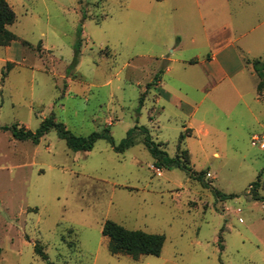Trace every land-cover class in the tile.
Returning <instances> with one entry per match:
<instances>
[{
  "label": "rangeland",
  "instance_id": "rangeland-1",
  "mask_svg": "<svg viewBox=\"0 0 264 264\" xmlns=\"http://www.w3.org/2000/svg\"><path fill=\"white\" fill-rule=\"evenodd\" d=\"M7 2L0 127L135 136L75 153L0 130V264H264V0ZM182 134L187 170L159 176L149 145L175 158ZM107 221L164 235L161 255H112Z\"/></svg>",
  "mask_w": 264,
  "mask_h": 264
},
{
  "label": "trees",
  "instance_id": "trees-1",
  "mask_svg": "<svg viewBox=\"0 0 264 264\" xmlns=\"http://www.w3.org/2000/svg\"><path fill=\"white\" fill-rule=\"evenodd\" d=\"M15 21L16 14L7 0H0V47H9L17 40V36L8 29V26L14 24ZM81 46L82 44L80 41L76 49L75 63L78 62ZM12 66V63L7 64V72L12 69ZM253 67L261 80L258 92L262 94V92H264V63L261 60H255L253 62ZM143 101L144 98L142 97L141 105L143 104ZM0 130L4 132L11 131L15 139L20 141H32L34 144H39L43 137L48 135L51 131L56 130L59 137L66 141L68 149L75 153L92 151L95 144L101 139H106L113 144L115 151L124 152L133 145L135 136V130H131L128 133L127 139L119 146H115L109 129H105L101 133L95 132L88 137L75 136L66 129V126L63 123L57 122L53 116L45 119L36 132L27 130L19 125L0 127ZM185 139V134H182L180 136V144L178 147L179 152L175 158L168 157L166 153L161 152L157 147L149 145L152 153L158 159V162L154 166L160 170H162V167L174 166L187 170V165L190 163V159L188 152L183 151L182 149V144ZM102 234L104 237L108 238V250L112 255L129 256L136 261H139L145 256L159 257L166 241L164 235L149 234L139 230H129L113 221H107L104 224ZM35 251L44 260H49L47 254L44 253L43 248L39 245H36ZM1 256L2 250L0 249V261Z\"/></svg>",
  "mask_w": 264,
  "mask_h": 264
},
{
  "label": "built area",
  "instance_id": "built-area-1",
  "mask_svg": "<svg viewBox=\"0 0 264 264\" xmlns=\"http://www.w3.org/2000/svg\"><path fill=\"white\" fill-rule=\"evenodd\" d=\"M252 145L264 150V137L254 136L252 139ZM154 168L157 170L159 176H161L162 175L161 170L156 168L155 166Z\"/></svg>",
  "mask_w": 264,
  "mask_h": 264
},
{
  "label": "crops",
  "instance_id": "crops-1",
  "mask_svg": "<svg viewBox=\"0 0 264 264\" xmlns=\"http://www.w3.org/2000/svg\"><path fill=\"white\" fill-rule=\"evenodd\" d=\"M257 60H259V59H257Z\"/></svg>",
  "mask_w": 264,
  "mask_h": 264
}]
</instances>
